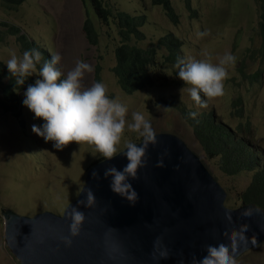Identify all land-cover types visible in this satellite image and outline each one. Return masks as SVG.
I'll list each match as a JSON object with an SVG mask.
<instances>
[{
    "label": "rangeland",
    "instance_id": "obj_1",
    "mask_svg": "<svg viewBox=\"0 0 264 264\" xmlns=\"http://www.w3.org/2000/svg\"><path fill=\"white\" fill-rule=\"evenodd\" d=\"M103 1L114 12L144 14L146 21L140 27L144 38H131L128 43L156 48L150 66L152 83L132 94L119 87L111 71L115 63L114 49L120 42L114 18L107 22L100 20L89 0H23L16 9L6 8L0 0V22L20 27L52 55L59 53L58 64L64 77L77 61L91 65L93 71L84 74L82 87L103 83L108 98H118L126 106L128 123L132 122L133 112H141L155 132L177 135L226 191L225 204L234 207L239 203L241 191L250 183L253 171L242 166L235 173H227L221 167L219 156L209 157L204 151L182 110L188 115L196 112V117L211 114L216 123L223 122L236 130L240 123L249 122L251 130L242 133L245 143L250 149L258 150L264 159V61L252 54L261 43L256 0H190L194 16L186 10L184 0H171L179 15L177 24L170 22L163 9L153 5L151 0ZM86 11L98 32V43L94 45L87 41L83 30ZM205 30H209L210 35L197 36ZM170 32L182 40L179 55L185 61L203 59L205 50L211 54L213 63L226 52L236 57L235 65L228 66L224 94L208 101L207 108L195 105L187 91L190 86L178 78L177 65L165 60L167 51L159 45L158 39ZM12 52L22 57L25 50L14 35L8 34L0 42V60L5 65ZM96 64L101 66L99 80L94 72ZM261 70L263 73L258 79H250V75ZM34 75L35 80L40 78ZM6 82L7 79H0V97ZM24 93L19 92L22 100ZM201 98L206 99L203 94ZM237 110L242 115H238ZM43 123L24 105L20 117L0 107V207H10L26 215L44 210L61 213L77 197L88 167L102 158L94 146L86 143L73 142L63 150L55 149L52 141L45 142L31 130L33 124L41 126ZM140 139L139 134L128 130L126 125L116 146L117 152L126 143ZM236 261L237 264H264V243L250 248ZM0 264H20L5 243L1 214Z\"/></svg>",
    "mask_w": 264,
    "mask_h": 264
},
{
    "label": "water",
    "instance_id": "obj_2",
    "mask_svg": "<svg viewBox=\"0 0 264 264\" xmlns=\"http://www.w3.org/2000/svg\"><path fill=\"white\" fill-rule=\"evenodd\" d=\"M157 144L149 145L147 163L138 169L136 180H129L139 194L135 205L111 191L106 168L122 169L126 148L110 161L93 163L86 172L76 199L68 203L62 215L48 211L33 216L21 215L1 207L4 240L21 264H191L207 253L206 245L228 244L225 233L248 225L246 242H239L235 259L264 240V211L255 205L230 208L226 191L200 159L176 135L156 132ZM142 144V140L136 143ZM165 167H156L160 156ZM97 172L98 178L92 177ZM91 190L95 201L78 210L85 219L79 235L69 237L67 213L85 200ZM250 211L249 217L241 216ZM230 213L231 223L225 218ZM160 238L159 249L154 242ZM167 250V258L153 259L154 250Z\"/></svg>",
    "mask_w": 264,
    "mask_h": 264
},
{
    "label": "clouds",
    "instance_id": "obj_3",
    "mask_svg": "<svg viewBox=\"0 0 264 264\" xmlns=\"http://www.w3.org/2000/svg\"><path fill=\"white\" fill-rule=\"evenodd\" d=\"M208 35H210L209 30L197 33L198 37H205ZM42 47L45 48L44 46ZM252 54L258 56L261 61H264V57L261 56L258 50H252ZM202 55L204 57L203 59L188 58L186 61L181 59V56L179 55L180 59L174 64L177 65L178 68V78L182 80L185 85L190 86L187 91L191 100L194 101L195 105L199 108H207L208 101L224 94V81L228 78V66L235 65L236 57L230 52H226L222 56L217 57V63H213L211 54L206 50L202 53ZM41 59V52L36 49H32L30 51H25L22 57H18L15 52H12L10 59H8L6 63L8 73L11 74L12 77L16 78L15 83L17 85L22 86L25 83V78L31 76L32 74L34 75V73L40 77L35 80L33 85H29L27 90H22L25 91V98L22 101L23 105L34 114V118L44 121L41 126L33 124L31 127L32 132L38 137H42L45 142L52 141L53 147L57 150H63L66 146L73 142L78 145L84 143L92 145L94 146L95 151L102 156L101 159L104 158V161H110L117 155L116 146L120 143L121 137L127 125L128 130L139 134L141 139L138 142L142 140V144L137 146L136 143L138 142L126 143L124 147L126 150L121 154H123L126 158L127 164L119 170L115 166L106 168L103 173V177L105 179L111 177L109 187L113 193L125 198L129 205H135L139 200V194L133 189L129 180H136L138 178V169L144 167L147 163L148 146H155L157 144L156 132L152 128L150 121L147 120L141 112H133L131 116L132 122L128 123L126 120V106H124L118 98L109 99L106 95V86L103 83H93L87 88L82 87L81 81L84 74L86 72L90 73L93 71L92 66L88 63L77 61L75 67L66 73L65 78L61 79L62 73L56 68V65L61 60L60 54L57 53L52 55L51 59L49 61H45L37 72L36 66L40 64ZM94 72L96 73V65L94 67ZM262 73V70L257 71L250 75V79H258ZM202 94L206 99L202 100ZM239 103H241V101H239ZM236 112L238 115H242L239 110ZM202 114L200 117H196L198 113L190 112L187 116L192 119H201ZM185 118L187 120V117ZM187 122L189 123L188 120ZM217 124L225 125L230 130V134L233 137V143L230 144L223 141L214 148L217 150L225 146H232L233 150L230 155H236L237 159L243 163L235 172L239 171L242 166H245V164L248 169L253 171V176L257 169L264 168V159L257 152L258 150L255 151L250 149L245 143V138L242 135L244 131L249 133L251 130L249 122L245 124L240 123L237 126V130L223 122H219ZM193 132L202 146L200 138L196 135L194 130ZM166 155L167 150H165V152L158 159L156 167H165L164 157ZM214 156L220 157L221 167L223 168L225 162L222 159V155L214 154ZM91 175L93 178H98L96 171H93ZM253 176L251 181L253 180ZM85 195L86 199L78 200L77 206L71 207V210L67 213V218L70 219L71 223L69 225V237L63 238V242L66 246L71 245L72 241L70 237L79 235L81 225L85 219L84 213L78 210L79 206L84 205L85 207H88L95 201V197L91 190H86ZM241 205H255L257 208L264 211V209L259 205L252 202H245L242 198H240V195L239 203L230 208H237ZM66 206L63 208L61 213L54 210L44 211L62 215ZM36 213L39 212H35L33 215ZM250 215V211H243L241 213V216L243 217H249ZM225 218L229 221V223H231L230 213L225 212ZM247 230L248 225L242 224L239 226L238 230H232L230 234L226 232L225 235L229 240L228 244L219 243L218 245H206L205 249L207 254L200 260H197L196 257L193 256L191 264H237L235 254L237 253L239 242H246L247 238L245 236V232H247ZM263 243L264 240L260 241L255 246ZM154 244L158 250L160 238H157ZM167 255L168 252L166 249L159 250L158 255L157 251L154 250L153 259L167 258ZM15 258L21 264L18 257L15 256Z\"/></svg>",
    "mask_w": 264,
    "mask_h": 264
},
{
    "label": "trees",
    "instance_id": "obj_4",
    "mask_svg": "<svg viewBox=\"0 0 264 264\" xmlns=\"http://www.w3.org/2000/svg\"><path fill=\"white\" fill-rule=\"evenodd\" d=\"M2 3L8 9H16L23 0H1ZM84 2V0H83ZM96 16L107 22L110 18H114V22L117 25V32L120 36V42L114 49L115 64L111 68L112 72L116 77V82L119 87L126 93H132L152 83L153 76L150 72V66L154 62L156 56L155 47L142 48L134 44H129L128 41L131 38L141 40L144 38L143 32L140 27L145 24L146 17L144 14H131L126 11L116 10L112 11L109 7L104 4L103 0H89ZM185 8L191 16L195 15V11L190 4V0H184ZM153 5L160 6L168 19L173 23L177 24L179 15L176 13L171 0H151ZM258 5V22L257 31L260 36V47L258 49L262 57H264V0H256ZM87 17L83 21V30L87 41L90 44L98 43V32L94 27V23L91 19L90 14L86 11ZM0 42L5 38L6 35L11 34L16 37L21 47L25 51L36 49L41 52L42 59L38 64L37 72L42 67L45 61L51 59L52 54L48 50L43 48L40 44L31 40L22 29L16 25L0 22ZM159 45L165 47L166 61L174 64L180 59L179 50L182 46V40L174 34L167 33L158 39ZM56 68L60 70L59 64ZM101 66L96 64V79L99 80V72ZM62 73V72H61ZM7 79V82L2 88V96L0 97V107L15 116H21V108L23 107L22 99L19 96V92L27 90L29 85L35 83L34 75L25 78V83L17 85L15 83L16 78L12 77L8 73L7 66L2 60H0V79ZM65 78L63 74L61 79ZM183 108V107H181ZM182 113L191 124L196 135L200 138L203 149L212 157L215 155H222V159L225 162L223 169L227 173H233L243 164L236 155H230L233 150L232 146L222 147L215 149L214 147L221 142H227L232 144L233 137L230 134V130L221 124H217L212 119L211 115L202 114V118L192 119L188 117L186 112L182 110ZM23 124V120H20ZM213 139H212V137ZM229 145V144H228ZM247 167V165L245 164ZM248 168V167H247ZM240 198L245 202H252L256 205L261 206L264 209V168L257 169L254 173L253 180L247 186V188L240 193Z\"/></svg>",
    "mask_w": 264,
    "mask_h": 264
}]
</instances>
